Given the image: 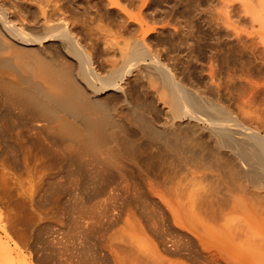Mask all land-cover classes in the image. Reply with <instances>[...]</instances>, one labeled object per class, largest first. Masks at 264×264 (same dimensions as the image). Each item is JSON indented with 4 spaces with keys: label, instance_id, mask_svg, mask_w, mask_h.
Wrapping results in <instances>:
<instances>
[{
    "label": "bare ground",
    "instance_id": "bare-ground-1",
    "mask_svg": "<svg viewBox=\"0 0 264 264\" xmlns=\"http://www.w3.org/2000/svg\"><path fill=\"white\" fill-rule=\"evenodd\" d=\"M46 4L37 0L30 14L0 7V105L28 112L26 119L34 121L25 122L39 136L30 141L48 144L53 159L65 157L70 164L86 158L96 171L120 166L114 186L100 183L106 198L79 211L80 230L102 227V250L112 264H264L263 84L242 77L229 107L186 86L141 33L122 47L108 29L71 23L60 17V8L49 11ZM186 6L170 0L177 24L192 29L200 21L207 41L235 42L264 61V0H200L184 18ZM111 54L120 62L109 65ZM208 87L218 95L216 84ZM140 97L149 102L135 104ZM131 137L130 143L149 141L152 155L143 161L141 151L139 160L125 155L128 148L119 142ZM140 141L132 144L139 149ZM21 157H12L16 171L29 165ZM101 172L97 177L107 178ZM20 177L14 181L22 201L38 205V182L47 178L26 187ZM134 188L153 209L124 204ZM18 213L9 215L17 220ZM9 236L0 232V264L32 263L18 247L25 239L12 240L18 243L13 246Z\"/></svg>",
    "mask_w": 264,
    "mask_h": 264
},
{
    "label": "rangeland",
    "instance_id": "rangeland-1",
    "mask_svg": "<svg viewBox=\"0 0 264 264\" xmlns=\"http://www.w3.org/2000/svg\"><path fill=\"white\" fill-rule=\"evenodd\" d=\"M36 1L37 0H0V7L5 8L8 12L9 9L11 12L23 9L25 11L24 13L30 14L37 9V6H35ZM44 1H48L49 5L46 4L48 6L46 7L48 8L47 10L53 11L55 6L58 7L57 9L60 8V11L63 13L60 17L67 19L71 23L80 25L84 21L88 28L93 31L99 27L108 29L121 44L129 43L132 37L141 33L138 36H142L141 38L144 40L146 39L145 42L154 56L158 57L162 62L170 66V68H173V72L177 74L178 78L186 86L193 88L211 99L222 101L229 107H234L232 97L239 91L238 87L242 85L240 82H243V80H241L242 77V79L246 77L255 80L260 85L263 84L261 87L264 88V61H255L251 56L250 58L242 47H239L235 42H226L223 41L224 39H221L222 41L220 42L222 43H218L215 40L207 41L206 33H209V31H207L206 27L200 21H197L195 23L196 26L194 25L192 29L177 24L172 15L170 0ZM199 1L200 0H185L188 12L185 11L181 15L184 18L188 17L187 15L189 14L186 15V13L192 12ZM172 2L173 0H171V5ZM51 6L54 7L51 8ZM54 11L57 12L56 9ZM51 20L53 24L58 22V16L53 15ZM135 33L137 34L135 35ZM124 44L122 47H124ZM208 47L212 49L215 56L210 57L207 51ZM107 62L109 65L117 64L120 62V56L118 54H111ZM101 71L103 72V70ZM36 79L42 80L37 77ZM210 82L217 85V90H219L217 91L219 92L218 95L216 94L217 96L209 89L208 83ZM228 94L229 96L230 94L233 95L231 96L232 102L228 100ZM134 100L133 102L138 104L149 102L142 97L135 98ZM115 102L116 101H114L113 104ZM152 104L156 106L155 101H153ZM2 106L3 105H0V178L3 179H0V227L2 226L1 228H3V232L0 228L1 234L5 231L7 236L10 235V244H18L22 238L26 240H22L23 242H20L18 247H20L19 249L22 248L21 252L28 258L29 263L33 261L30 264H71V262L72 264H112L111 259L105 255L102 250L101 237L104 233L102 227L96 225L95 229L93 228L94 230L92 229V231L81 229L82 233H80L81 230L76 223L80 216V212H85L86 210H90V208L92 209L97 201L106 198V193H101L103 191L105 192V190H100V188H102V184L100 187V183H103V186H108L107 188L114 186L116 182V174L114 172L118 171L120 166H114V170L112 166H108V169L105 167V169L99 168V170L96 171V169L94 170L91 164H89V160L87 159L88 162L85 160L86 158L73 160L74 164L77 163L75 165L72 163L73 161L71 162L72 165H70L71 163L69 164L65 157L55 159L57 155H53L54 160L53 157L50 156L51 153L48 149L46 150L48 147H45V145L48 144L41 143V146L39 142H37L39 144H36L35 140H32V142L30 141V139L39 136L33 131H30L27 122H25L33 120L32 118L29 119L30 115L26 119L28 112L22 110V113L14 110L10 106L9 109H5V106ZM20 113L23 115V118ZM28 122L30 123V121ZM131 139L132 137L129 138L127 142L123 140L125 143H122V140L119 142V144H122H120V146H124L123 144H125V147L128 148L126 149L127 153L123 152L125 155L129 154V157L132 153L133 156L131 155L130 157H137V160H139L142 155L141 161L144 160L143 157L146 158L150 156V153L152 155L153 150L150 149H153V146H150L151 143L148 144L149 141H144V139H142L141 142L138 140L139 138H134L135 141H137L135 142L134 139L133 141L137 143L136 145H138V147L140 145L139 141L141 142V146L138 149V147L133 145V141V144L130 143ZM145 142L148 145H146ZM126 143L129 144L126 146ZM142 143H145L147 147H143L144 145H142ZM140 151L141 155L136 153ZM135 154L139 155V159ZM14 156L17 157L16 159L18 160H20L21 156V158L26 156V164L29 165L25 167L30 169L19 168L20 171H16L12 161V157ZM52 160L55 161V163ZM2 164H4V167ZM101 170L102 172L104 170L105 174L108 173V175L113 172L114 175L111 176V178H109L110 175H107V178L103 175L97 177V174H99ZM98 171L100 172L98 173ZM79 172H81L83 176H81V174L79 176ZM40 175L43 177L45 176L47 180L43 182V184L42 182H38V185L40 184L39 187L41 186L39 192V197H41L39 198L38 205L35 204L36 206L34 205V207H32L27 200L26 203L22 201V199H26V197L22 192H19L20 189H18V191L15 190L17 189V185H15L17 182L14 180L15 178L19 180L17 177H20L24 185L26 184V187H29L30 184H32L31 186L36 185L37 180H42V178H40L42 176ZM92 177L94 179H92ZM114 177L115 181L112 180ZM96 178L98 182L97 186L95 184L97 183ZM104 178L106 181L109 179L108 181L110 182H103L102 180H105ZM33 179L36 180L33 181ZM77 179L80 180L78 181ZM75 180H77V183ZM91 180H95V182H91ZM98 180L101 181L99 182ZM24 181H26V183ZM31 181L36 184L33 185ZM106 183H108V185ZM95 187L98 190L93 191ZM131 195H133V197H131H135L137 201L135 198L131 199L130 197L129 200L127 199L125 201V205L139 203V205L143 209L146 208L145 210L147 211L153 209V206L148 204V201L144 202L145 198H142L135 188L131 192ZM15 200L16 202H14ZM41 211L44 213L47 212L49 216L47 215V217H44L46 214L42 213L44 214L42 215L40 213ZM18 212L20 213V217H18L17 220L16 218L12 219L10 215ZM9 213L11 214L9 215ZM3 223L4 225H2ZM17 236L23 237L18 238ZM12 240L15 242L19 240V242L15 243L12 242ZM34 249L37 252L39 251L38 259ZM32 252L34 254H32ZM35 254L36 256L34 257ZM30 257L34 260H31Z\"/></svg>",
    "mask_w": 264,
    "mask_h": 264
}]
</instances>
